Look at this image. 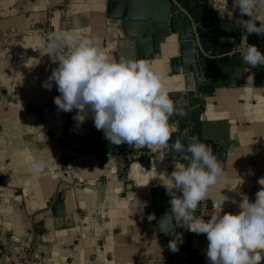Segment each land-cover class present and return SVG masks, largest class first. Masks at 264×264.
Masks as SVG:
<instances>
[{"label":"crops","instance_id":"obj_1","mask_svg":"<svg viewBox=\"0 0 264 264\" xmlns=\"http://www.w3.org/2000/svg\"><path fill=\"white\" fill-rule=\"evenodd\" d=\"M109 0H0V264H146L175 252L147 219L152 191L164 188L176 161L161 146L147 149L146 164L133 161L123 180L114 157L98 159L81 149L79 139L92 126L91 115L79 126L71 112L58 111L55 82L42 86L57 66L44 53L49 37L70 31L98 39L116 60H144L163 74L173 100L195 89L172 71L176 43L161 45L159 57H137L130 43L112 42L107 31ZM221 19L247 21L236 0H207ZM257 19H264L258 4ZM259 23V21H257ZM207 121L226 122L232 148L223 175L209 188V214H239L238 204L254 201L264 178V74L259 86L221 87L201 102ZM118 148L119 145H115ZM81 150V151H80ZM30 157L43 159L34 172ZM240 177L242 183L237 185ZM221 192L222 210L214 205ZM61 199L63 216L53 206ZM144 203L140 210L137 206ZM205 237H191L189 250L206 264ZM180 247V246H179Z\"/></svg>","mask_w":264,"mask_h":264},{"label":"clouds","instance_id":"obj_2","mask_svg":"<svg viewBox=\"0 0 264 264\" xmlns=\"http://www.w3.org/2000/svg\"><path fill=\"white\" fill-rule=\"evenodd\" d=\"M258 4H264V0H236L239 14L248 18L242 25L248 35L264 37V19L255 15ZM46 48L44 53L57 66L42 86L50 90L55 82L59 92L54 97L57 110L76 109L73 119L77 126L91 115L96 129L102 130L112 145L161 146L190 154L187 165L175 163L169 182L163 183L171 208L157 221L159 231L168 235L181 226L205 234L206 264H260L264 260V178L258 180L261 188L254 201L244 198L238 204L239 214L214 213L208 219L194 216L223 169L213 150L196 137L187 144H169L177 131L176 125L169 122L176 109L160 71L144 60H116L98 39L70 31L52 34ZM237 52L241 64L264 66V51L250 44L247 37ZM28 164L34 172L46 166L43 159L35 157H30ZM242 182L240 177L231 189ZM220 193L214 205L222 210L228 197ZM144 206L140 202L137 207L142 210ZM147 219H156L155 214H148ZM182 243L183 233L176 232L168 247L175 252Z\"/></svg>","mask_w":264,"mask_h":264},{"label":"water","instance_id":"obj_3","mask_svg":"<svg viewBox=\"0 0 264 264\" xmlns=\"http://www.w3.org/2000/svg\"><path fill=\"white\" fill-rule=\"evenodd\" d=\"M109 20L107 31L112 42L124 40L135 49L137 57H159L161 45L167 49L176 43L177 55L170 59L172 71L181 74L183 81L194 82L195 89L186 91L173 99L176 111L170 119L177 131L169 141L187 144L192 137L209 146L218 161L225 165L227 152L232 148L226 122L207 121L202 115L201 102L204 96L215 89L234 87L252 83L259 86L264 74V66L252 68L241 64L237 49L244 46L245 37L250 44H256L264 51V37L249 34L242 26L245 21H229L217 16L215 10L207 6V0H109ZM81 149L97 154L98 159L118 155L130 144H119L118 148L104 138L102 130H97L92 122L89 133L79 139ZM81 151V150H80ZM163 157L187 165L188 155L183 150L175 152L161 148ZM108 155V156H106ZM170 196L166 189L152 191L151 202L146 216L154 213L156 219L150 221L159 235L157 221L166 211H170ZM56 217L63 216L61 199L53 206ZM174 231L166 236L171 239ZM185 264H203L196 251L185 248ZM146 264H173L172 258L149 260ZM264 264V260L260 262Z\"/></svg>","mask_w":264,"mask_h":264},{"label":"built area","instance_id":"obj_4","mask_svg":"<svg viewBox=\"0 0 264 264\" xmlns=\"http://www.w3.org/2000/svg\"><path fill=\"white\" fill-rule=\"evenodd\" d=\"M110 157H114L116 159L118 175L121 179L124 180L126 178L128 165L133 161H139L142 164L148 163L151 157V152L147 149H132L128 147L122 150L120 154L112 155ZM209 209L210 203L205 199L198 204L194 216L208 219L209 216H211L209 214ZM175 231L183 233V243L180 244L179 250L176 251L172 256V263L185 264V260L187 259V252L185 251V248L188 246V240L194 236L205 237L206 235H198L194 232L188 231L187 228L181 226H177L175 228Z\"/></svg>","mask_w":264,"mask_h":264}]
</instances>
